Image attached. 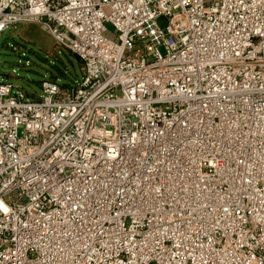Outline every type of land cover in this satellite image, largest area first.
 Here are the masks:
<instances>
[{
  "label": "built area",
  "instance_id": "2783aa9c",
  "mask_svg": "<svg viewBox=\"0 0 264 264\" xmlns=\"http://www.w3.org/2000/svg\"><path fill=\"white\" fill-rule=\"evenodd\" d=\"M27 22L83 73L0 82V264H264V0H0Z\"/></svg>",
  "mask_w": 264,
  "mask_h": 264
},
{
  "label": "rangeland",
  "instance_id": "374dc122",
  "mask_svg": "<svg viewBox=\"0 0 264 264\" xmlns=\"http://www.w3.org/2000/svg\"><path fill=\"white\" fill-rule=\"evenodd\" d=\"M103 12L106 14L107 10ZM158 24L164 28L166 22L160 19ZM107 29V38L115 40L113 30L109 26ZM57 64L66 67L65 81L54 80L59 71ZM82 73L83 69L76 67L69 52L57 47L40 23H19L0 34V82L12 83L28 96L40 94V83L44 79L64 86L78 81Z\"/></svg>",
  "mask_w": 264,
  "mask_h": 264
},
{
  "label": "trees",
  "instance_id": "16d2710c",
  "mask_svg": "<svg viewBox=\"0 0 264 264\" xmlns=\"http://www.w3.org/2000/svg\"><path fill=\"white\" fill-rule=\"evenodd\" d=\"M69 55L74 59L75 64H76V67L77 68H82V64L79 61V59L76 56H74L73 54H71V53H69ZM70 64H72L71 61H70ZM57 69L59 71L58 72L56 71L55 76H54V78H55L54 80H57V81H65V78L64 77L66 76V73H65L64 70H66V67L63 64L62 65H58L57 64ZM78 81H74V82L72 81L73 82L72 84H70V83L64 84V86H62V87H65V88L71 87V86L75 85Z\"/></svg>",
  "mask_w": 264,
  "mask_h": 264
}]
</instances>
